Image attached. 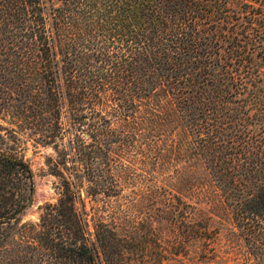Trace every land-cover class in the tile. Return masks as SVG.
<instances>
[{
    "label": "trees",
    "instance_id": "obj_1",
    "mask_svg": "<svg viewBox=\"0 0 264 264\" xmlns=\"http://www.w3.org/2000/svg\"><path fill=\"white\" fill-rule=\"evenodd\" d=\"M28 143L58 156L37 222ZM144 147L181 164L164 214L185 255L264 264V0H0V264H125L81 192Z\"/></svg>",
    "mask_w": 264,
    "mask_h": 264
},
{
    "label": "rangeland",
    "instance_id": "obj_2",
    "mask_svg": "<svg viewBox=\"0 0 264 264\" xmlns=\"http://www.w3.org/2000/svg\"><path fill=\"white\" fill-rule=\"evenodd\" d=\"M28 144L25 157L33 172L35 192L23 220L37 222L40 209L45 204H54L59 198L60 180L52 171L58 156L50 146ZM145 148L117 152L116 166L109 176L116 183L115 188H111L113 181L107 173L102 181L104 188L96 194L89 192L85 183L88 195L84 190L81 192L85 209L93 215L91 219L113 224L119 236L128 239L131 250L125 264H201L197 253L204 244L191 243L185 255L173 238L170 216L164 214L176 186L171 181L182 169L181 164L176 161L155 163V156ZM191 189L196 197L199 185H192ZM188 203L197 208L204 206L196 204L195 200ZM230 228L226 218L221 226L213 223L210 230L218 233L217 244L205 247L225 251ZM219 256L226 262L228 254Z\"/></svg>",
    "mask_w": 264,
    "mask_h": 264
}]
</instances>
